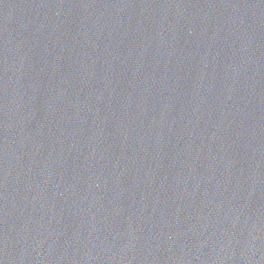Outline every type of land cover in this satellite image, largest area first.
I'll list each match as a JSON object with an SVG mask.
<instances>
[{"label":"water","instance_id":"95a60500","mask_svg":"<svg viewBox=\"0 0 264 264\" xmlns=\"http://www.w3.org/2000/svg\"><path fill=\"white\" fill-rule=\"evenodd\" d=\"M0 264H264V0H0Z\"/></svg>","mask_w":264,"mask_h":264}]
</instances>
